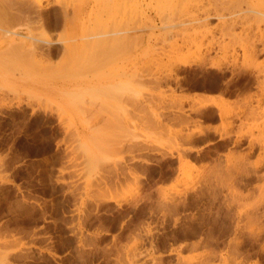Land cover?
<instances>
[{"label": "rangeland", "instance_id": "rangeland-1", "mask_svg": "<svg viewBox=\"0 0 264 264\" xmlns=\"http://www.w3.org/2000/svg\"><path fill=\"white\" fill-rule=\"evenodd\" d=\"M39 1L50 60L0 3V264H264V0Z\"/></svg>", "mask_w": 264, "mask_h": 264}, {"label": "bare ground", "instance_id": "bare-ground-1", "mask_svg": "<svg viewBox=\"0 0 264 264\" xmlns=\"http://www.w3.org/2000/svg\"><path fill=\"white\" fill-rule=\"evenodd\" d=\"M7 1V2H6ZM30 1V4L29 5H26V1L25 2H23V0H0V3H3V2H5L4 3V7H5V4L7 3V5H8V7L6 8V10L7 11H12V10H14L15 12H16V9H14L13 7H14V3L15 2H17V3H20L19 5H20V7L21 8H23V10L25 9L26 10V7H27V11H30L31 13H33L34 14V17L36 18V20L35 21H38V25H39V23H40V26H37V27H42V34L40 35H38V34H36V33H33V31L34 32H36V29H37V27H36V29H34L33 28V30H32V28H29V29H31V31L29 30V33H27V32H25L24 31V28H22L21 27V29L19 30L20 32L18 33V34H16L18 37H17V39L16 38H14V39H10V40H8V48L10 49L11 47V49H13L14 51H15V49H18V50H22V52H23V55H24V53L26 52V51H31V53L29 52L28 54H32V52H33V54L31 55V56H33L34 57V55L36 54V56L38 57V58H40L41 60H45V59H49L50 60V58H52L53 57V55L54 54H57V52H58V50H59V48H58V46H56L55 44V42L52 40V37L50 38V36H51V34H49L50 32L49 31H47V29L45 28V27H50V23H51V21H50V19H51V14L50 13H48V12H45V9H46V6L44 7L43 6V4L41 3V1H39V0H29ZM29 1H27V4H28V2ZM13 4V5H12ZM13 6L12 8L13 9H11V7L10 6ZM263 4H260L257 8H255L256 10L255 11H261V10H264V5L262 6ZM1 7V6H0ZM20 7H18V9L20 8ZM48 7V6H47ZM9 9V10H8ZM5 10V9H4ZM6 10H5V12H6ZM20 10V9H19ZM18 10V11H19ZM22 10V9H21ZM20 10V11H21ZM14 11H13V13H14ZM65 11V10H64ZM64 11H62V12H64ZM25 12V11H24ZM53 12V11H52ZM9 13V12H8ZM12 12H10V15H12L13 17H15L16 19H18L17 17H16V15H13V13L11 14ZM18 13H20V12H18ZM22 13V12H21ZM66 13V12H65ZM65 13H63V14H65ZM24 14V13H23ZM25 14L27 15L28 14V12H25ZM24 14V15H25ZM32 14V15H33ZM31 15V14H30ZM21 16H23V15H21ZM28 17H29V15H27ZM31 17V16H30ZM19 20V19H18ZM21 20V19H20ZM33 20V19H32ZM16 22H18L17 20H16ZM21 22H24L23 20L21 21ZM20 21H19V23H21ZM67 22V21H66ZM27 23V24H26ZM25 24L26 25H24V27L26 26H29L30 24H31V26L33 25V24H35V22H31L30 24H29V21H27ZM15 25V24H14ZM22 25V26H23ZM65 25V24H64ZM30 26V27H31ZM34 26H36V25H33V27ZM45 28V30H43ZM39 29V28H38ZM44 34V35H43ZM49 34V35H48ZM0 35L2 36H0L1 38H5L6 37V33H4L3 31H1L0 30ZM26 38H30V40L29 41H27L28 39H26ZM64 46V45H63ZM66 46V45H65ZM1 47V46H0ZM67 47V46H66ZM66 47H63V49H65ZM1 49V48H0ZM7 49V48H6ZM6 49H3L2 48V50H0V72L4 69V66H6V62L4 61V58L2 57V56H4L5 55V52H6ZM11 49H10V53H12V52H14V51H11ZM8 50V49H7ZM17 50V51H18ZM9 51V50H8ZM65 51V50H64ZM3 53H4V55H3ZM62 53V52H61ZM13 54V53H12ZM64 54V53H63ZM62 54V55H63ZM22 55V56H23ZM66 55V54H65ZM28 56V55H27ZM26 56V57H27ZM13 57V56H12ZM29 57V56H28ZM27 57V58H28ZM1 58H3L2 60H1ZM9 59V58H8ZM25 59V58H24ZM6 61H8L7 59H6ZM122 261V260H121ZM193 261H189V263H185V264H195L196 263V261L194 262V263H192ZM207 263V262H206ZM196 264H198V263H196ZM200 264H202V263H200ZM203 264H205V263H203Z\"/></svg>", "mask_w": 264, "mask_h": 264}]
</instances>
